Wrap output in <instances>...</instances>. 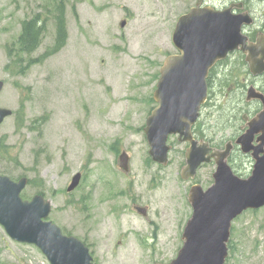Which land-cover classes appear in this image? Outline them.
<instances>
[{
    "label": "rangeland",
    "instance_id": "374dc122",
    "mask_svg": "<svg viewBox=\"0 0 264 264\" xmlns=\"http://www.w3.org/2000/svg\"><path fill=\"white\" fill-rule=\"evenodd\" d=\"M57 1L0 0V107L12 111L0 124V173L32 179L21 197L42 191L52 204L47 219L84 239L97 264L168 263L192 213L189 187H209L215 165L203 164L193 180H182L186 144L170 135L168 164H157L143 127L156 105L159 68L176 52L175 22L198 0H64L65 44L43 58L54 42ZM201 1L215 9L236 4L232 13L252 18L242 26L245 35L264 28V0ZM36 14L44 21L43 37L22 54L16 41L21 21ZM244 58L235 53L225 60L223 77L218 74L201 111L205 139L215 146L239 131L246 87L264 86V73L251 74ZM123 151L127 170L119 167ZM229 163L245 178L253 160L237 149ZM77 171L80 182L68 192ZM134 204L145 207L146 216ZM229 244L224 264H264V206L232 221ZM0 264L50 263L35 245L12 240L0 225Z\"/></svg>",
    "mask_w": 264,
    "mask_h": 264
},
{
    "label": "water",
    "instance_id": "95a60500",
    "mask_svg": "<svg viewBox=\"0 0 264 264\" xmlns=\"http://www.w3.org/2000/svg\"><path fill=\"white\" fill-rule=\"evenodd\" d=\"M233 6L238 7L193 6L177 18L171 34L177 53L168 54L159 68L160 76L152 95L156 105L143 128L148 153L161 165L168 163L170 134L177 135L179 142L188 143L184 150L185 164L179 172L182 179H193L202 163L213 159L216 165L209 187L203 189L197 183L190 186L187 197L192 213L183 227L181 247L166 264H224L232 220L246 209L264 206V94L253 85L247 87L245 100L257 99L262 108L246 121L247 128L234 140L240 151L250 153L254 160L247 177L235 174L227 162L233 148L230 141L223 149H217L192 134L200 106L206 100V78L219 60L241 50L250 73H264V35L259 32L250 41L242 26L251 24L252 18L246 12L232 13ZM124 24V20L119 23ZM2 87L0 80V91ZM11 114V109L0 107V124ZM258 132L261 141L252 146L253 136ZM127 163L128 155L123 151L119 166L127 170ZM80 178L79 171L73 174L66 190H73ZM26 184L25 176L13 180L0 174V225L7 235L14 241L35 245L50 264H96L79 238L63 234L57 224L47 220L50 200L38 193L29 200L22 199L20 192ZM138 211L145 214L144 208Z\"/></svg>",
    "mask_w": 264,
    "mask_h": 264
},
{
    "label": "trees",
    "instance_id": "16d2710c",
    "mask_svg": "<svg viewBox=\"0 0 264 264\" xmlns=\"http://www.w3.org/2000/svg\"><path fill=\"white\" fill-rule=\"evenodd\" d=\"M55 7V13L53 14L54 18V25H55V35H54V42L48 49H46L42 56L47 57L56 51H58L64 44L67 38V30H66V19H65V10H64V0H58L57 4H53ZM74 10V6H73ZM75 12V10H74ZM43 18L39 17L38 14L32 16L31 18H25L21 21V29L17 36V50L22 54H29L34 49H36L41 42V39L44 34V21L41 20ZM10 54V51L8 52ZM21 58L12 59L13 62H19ZM30 62H33V59L28 61L22 69L26 68L30 65ZM17 69L10 68L11 72H15ZM213 70V69H212ZM23 70L17 72L22 73ZM224 72V69H223ZM209 86H211V81H209ZM209 102V100L205 103V105ZM199 125L201 122L199 121ZM198 134L200 137H203L204 134L201 130L197 129ZM1 150V145H0ZM6 152V151H5ZM32 179H28V183H31ZM40 185V183H37ZM37 193L43 194L42 191H38ZM23 197L26 193H21ZM21 195V196H22ZM229 250L232 251L231 245L229 244Z\"/></svg>",
    "mask_w": 264,
    "mask_h": 264
},
{
    "label": "flooded vegetation",
    "instance_id": "af4514ba",
    "mask_svg": "<svg viewBox=\"0 0 264 264\" xmlns=\"http://www.w3.org/2000/svg\"><path fill=\"white\" fill-rule=\"evenodd\" d=\"M205 2V1H204ZM202 2L201 0H198L195 2V4L193 6H205L207 5L206 3ZM192 6V7H193ZM191 8V7H190ZM189 10V9H188ZM258 33L260 32H264V28L260 27L258 28ZM257 34V33H256ZM263 34V33H262ZM264 35V34H263ZM249 40L250 41H254L255 40V34L253 33L252 35H249ZM235 53H242L241 50H234L233 52H231L225 59H227L231 54H235ZM224 59V60H225ZM224 60H221L220 62H218L213 70L210 71V73H208V77H207V85H208V90L209 88L212 86L213 82L216 80V78L218 77V74L221 73V78L223 77V64H225V61ZM209 81H211V86H209ZM256 85V84H255ZM256 87L258 88L257 90L258 91H261L264 93V86H258L256 85ZM243 103L246 104L247 108L246 110H243L242 113H241V118H242V122L240 123V126H239V131L236 133V134H232V135H228L226 136V138H222V140L220 142H218V146H215L217 148H223L224 147V144L227 142V141H232L234 142V140L236 139V137L238 135H240L246 128H247V125L245 124L246 121H249L251 117H253L262 107L261 105V102L257 99H253V100H250V101H246L244 96H243ZM243 103H241V107L242 108V105ZM255 105V106H254ZM202 111V110H201ZM200 116H201V112H200ZM200 116L199 118L196 120V122L194 123L193 127H192V131H193V135L196 139H205V134L203 133L205 128L203 126V124L199 125V119H200ZM197 129L201 130V132L204 134L203 137H200V135L198 134L197 132ZM260 132L258 133H255L254 136H253V140H252V146H257L258 143L261 141L260 138ZM207 140V139H206ZM209 141V140H208ZM210 142V141H209ZM212 143L214 142H210V144L212 145ZM186 144V143H185ZM187 145V144H186ZM214 146V145H212ZM239 149V147L237 146V144H234L233 145V150H237ZM245 155H250L249 153L248 154H245ZM134 206V209L136 212H138V207H141V206H137V205H132V207ZM143 216V215H142ZM146 216V215H144ZM143 216V217H144ZM82 241L85 242L84 239H81Z\"/></svg>",
    "mask_w": 264,
    "mask_h": 264
}]
</instances>
